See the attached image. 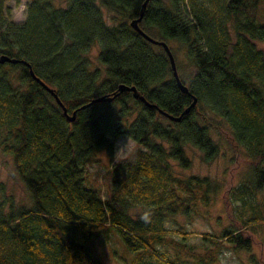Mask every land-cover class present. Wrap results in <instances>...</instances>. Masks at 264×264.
<instances>
[{
  "label": "trees",
  "instance_id": "obj_1",
  "mask_svg": "<svg viewBox=\"0 0 264 264\" xmlns=\"http://www.w3.org/2000/svg\"><path fill=\"white\" fill-rule=\"evenodd\" d=\"M143 2L31 0L26 19L16 22L0 0V55L28 61L68 113L76 110L69 120L27 64L0 61V144L31 196L29 205L15 204L0 181V264H107L93 242L113 230L134 253L131 264L154 256L167 233L166 214L208 200V178L180 176L173 160L191 166L190 144L212 161L220 151L212 129L237 153L240 145L247 149L252 174L238 196L264 188V0L148 1L139 25L169 44L189 92L176 81L165 48L130 24ZM95 45L101 66L89 55ZM121 83L156 106L120 91ZM100 95L106 99L82 107ZM194 97L180 120L162 112L178 116ZM122 135L138 149L133 160L110 167L103 197L87 185L85 167L100 150L112 155ZM144 211L149 223L139 218ZM255 221L264 224L258 210L223 237L249 247L246 227Z\"/></svg>",
  "mask_w": 264,
  "mask_h": 264
},
{
  "label": "rangeland",
  "instance_id": "obj_2",
  "mask_svg": "<svg viewBox=\"0 0 264 264\" xmlns=\"http://www.w3.org/2000/svg\"><path fill=\"white\" fill-rule=\"evenodd\" d=\"M30 1L6 0V5L12 8L14 21L23 22L26 19ZM261 45L264 46V41ZM98 51L99 46L95 45L89 55L95 64L101 66L96 59ZM178 57L182 60L183 53H179ZM220 122L225 129H229L225 120L220 119ZM210 133L220 149L212 161H205L202 151L190 144L186 146V151L191 158V166L181 167L173 160L174 170L180 176L208 178L213 187L208 200L199 197L193 199L188 207L166 214V236L156 243L155 255L143 258L141 264H161L158 255L168 262L171 260L172 264H253L252 258L261 257L264 260L263 223L255 221L246 227V233L251 237L249 247L235 246L223 237L226 229H242L241 221L255 210L264 215V188L249 191L245 199L238 196L239 189L248 183L247 179L252 174L247 149L240 145L237 153L224 135L215 129ZM137 149L138 145L132 138L122 135L117 139L112 155L105 150L98 151L85 167L87 185L97 188L106 197L110 186V167L118 161L133 160ZM0 181L15 204H30V192L20 178L12 155L5 152L1 144ZM141 209L138 207L133 212L138 213ZM93 245L107 264H131L133 261L134 253L126 247L115 230L108 237H97ZM225 253L228 255L225 256Z\"/></svg>",
  "mask_w": 264,
  "mask_h": 264
},
{
  "label": "water",
  "instance_id": "obj_3",
  "mask_svg": "<svg viewBox=\"0 0 264 264\" xmlns=\"http://www.w3.org/2000/svg\"><path fill=\"white\" fill-rule=\"evenodd\" d=\"M148 1L149 0H144V2L142 3L141 9H140L139 16L136 17V18H134V19H132L131 22H130V24L132 25L133 28H135L138 32H140L147 40H149V41H151L153 43L161 44L165 48V50L169 54V57H170V60H171V64H172L173 74H174V77H175L176 81L178 82V84L180 85L181 89L184 92H189L188 86L185 83L182 82V80H181V78L179 76V73H178V70H177V65H176V60H175L174 54H173V52H172L169 44L166 41H164V40H159L157 38H154L153 36H151L150 34H148L145 30H143L140 27V25H139V21L143 18L144 10H145V8L147 6ZM0 61L1 62H5V61H9V62H23V63L27 64L28 67H29V70H30L31 75L37 81H39L48 91H50L53 94V96L56 98L57 102L62 106L65 114H67L68 119L69 120H74L75 119V117H76V110H74L72 112V114H69L68 113L66 106L64 105V103L60 99V97L57 94V92L55 91V89L52 88V87H50L49 85H47L39 76L36 75V73H35L32 65L28 61H26L24 59H19V58H16V57H10V56L5 55V54H1L0 55ZM118 89L120 91H123V90H132L134 97L140 98L147 105H150V106L151 105H154V106H156L155 104L149 102L147 100V98L138 91V89L136 88L135 85H127V84L121 83V84H119ZM104 99H106V96H104V95H100V96L94 97L89 102L83 104L82 107H85L86 105H89V104L94 103V102L102 101ZM196 103H197V97H194V99L191 102V104L188 105L183 110V112L180 115H178V116H174V115L169 114V113H167L165 111H162V112H164L166 115H168L172 119L180 120L181 119V115L183 113H187L191 109V107L194 106Z\"/></svg>",
  "mask_w": 264,
  "mask_h": 264
},
{
  "label": "clouds",
  "instance_id": "obj_4",
  "mask_svg": "<svg viewBox=\"0 0 264 264\" xmlns=\"http://www.w3.org/2000/svg\"><path fill=\"white\" fill-rule=\"evenodd\" d=\"M139 218H140L143 222H145V223H149L150 220H151V214H150L149 211H144V212L140 215ZM227 255H228V254L225 253V256H227Z\"/></svg>",
  "mask_w": 264,
  "mask_h": 264
}]
</instances>
